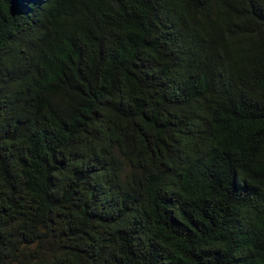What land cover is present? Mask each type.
Here are the masks:
<instances>
[{"label":"trees","instance_id":"16d2710c","mask_svg":"<svg viewBox=\"0 0 264 264\" xmlns=\"http://www.w3.org/2000/svg\"><path fill=\"white\" fill-rule=\"evenodd\" d=\"M0 264H264V0H0Z\"/></svg>","mask_w":264,"mask_h":264}]
</instances>
